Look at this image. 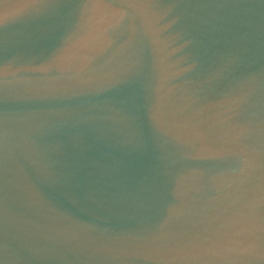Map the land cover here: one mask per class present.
<instances>
[{
  "label": "water",
  "instance_id": "water-1",
  "mask_svg": "<svg viewBox=\"0 0 264 264\" xmlns=\"http://www.w3.org/2000/svg\"><path fill=\"white\" fill-rule=\"evenodd\" d=\"M0 264H264V0H0Z\"/></svg>",
  "mask_w": 264,
  "mask_h": 264
}]
</instances>
